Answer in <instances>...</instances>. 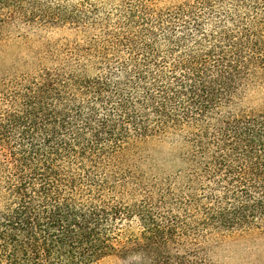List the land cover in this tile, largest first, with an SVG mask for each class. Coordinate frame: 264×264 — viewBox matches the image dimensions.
<instances>
[{
    "label": "trees",
    "instance_id": "obj_1",
    "mask_svg": "<svg viewBox=\"0 0 264 264\" xmlns=\"http://www.w3.org/2000/svg\"><path fill=\"white\" fill-rule=\"evenodd\" d=\"M68 2L0 0V47L81 39L0 71V264H213V241L264 228V0ZM155 141L176 170L143 167ZM123 217L142 231L119 249Z\"/></svg>",
    "mask_w": 264,
    "mask_h": 264
},
{
    "label": "rangeland",
    "instance_id": "obj_2",
    "mask_svg": "<svg viewBox=\"0 0 264 264\" xmlns=\"http://www.w3.org/2000/svg\"><path fill=\"white\" fill-rule=\"evenodd\" d=\"M85 0H69V4H78ZM91 3H98L107 10H113L120 0H86ZM169 1V0H168ZM162 0V3L168 2ZM167 4V3H166ZM0 47V71L9 72L18 68L22 69V64L35 60V52L40 48L42 42L49 40L61 42L79 41L77 35L72 30L58 29L56 31H32L27 32L24 28H16L5 31ZM16 66L12 67V66ZM23 70V69H22ZM0 72V73H1ZM264 95H257L256 102H260ZM177 148L173 143L153 142L145 151V162L143 167H153L154 171L166 169L176 170L179 165L174 160L173 152ZM7 151L0 152V160L6 159ZM142 227L137 217L126 218L116 222V246L120 249L124 245L131 243L133 239L140 236ZM170 252H175L171 248ZM208 256L213 264H264V228H253L246 231H237L220 237L209 246ZM142 258L137 254L124 256L120 251L115 250L111 254L98 260L95 264H141ZM174 260L170 258L161 259L159 262L144 261V264H171Z\"/></svg>",
    "mask_w": 264,
    "mask_h": 264
}]
</instances>
